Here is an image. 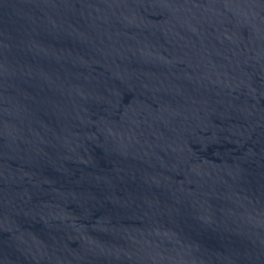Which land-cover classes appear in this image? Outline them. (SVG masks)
<instances>
[{"label": "water", "instance_id": "obj_1", "mask_svg": "<svg viewBox=\"0 0 264 264\" xmlns=\"http://www.w3.org/2000/svg\"><path fill=\"white\" fill-rule=\"evenodd\" d=\"M0 264H264V0H0Z\"/></svg>", "mask_w": 264, "mask_h": 264}]
</instances>
